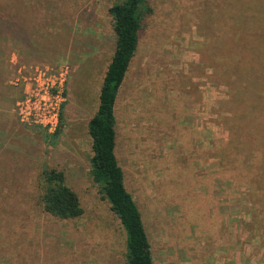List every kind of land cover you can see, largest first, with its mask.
<instances>
[{
	"label": "rangeland",
	"instance_id": "374dc122",
	"mask_svg": "<svg viewBox=\"0 0 264 264\" xmlns=\"http://www.w3.org/2000/svg\"><path fill=\"white\" fill-rule=\"evenodd\" d=\"M116 1L0 0V22L15 31L0 40V264H125L124 229L90 175L87 127L115 49ZM147 2L115 103V151L153 263L264 264L262 205L243 161L226 158L229 91L209 49L219 32L264 37V0ZM44 74L63 80L57 137L16 111ZM46 167L64 171L80 217L43 211Z\"/></svg>",
	"mask_w": 264,
	"mask_h": 264
},
{
	"label": "trees",
	"instance_id": "16d2710c",
	"mask_svg": "<svg viewBox=\"0 0 264 264\" xmlns=\"http://www.w3.org/2000/svg\"><path fill=\"white\" fill-rule=\"evenodd\" d=\"M23 3L25 4L24 1ZM5 9L10 16L11 7ZM108 11L116 41L100 87L97 110L87 122L92 139L90 175L98 186L102 199L107 200L110 210L124 229L125 264H154L142 214L125 187L123 169L116 156L114 114L119 88L137 49L143 17L151 13V7L147 0H119L112 3ZM25 15L28 17L22 12V16ZM10 18L17 25L13 22H18L17 15L12 14ZM260 24L259 29L264 32V17ZM8 25L9 21L5 25L4 21L0 22V40L15 34ZM260 36L254 34L238 38L235 34L227 36L219 32L215 34V39L211 35L209 49L211 64L221 66L222 77L229 91L232 114L224 119L225 127L230 133V138L226 140L225 155L229 161L235 156L240 162L243 161L247 183L252 188L249 195L251 198L259 197L262 209L258 213L263 214L264 222V37ZM217 42L218 48L223 49L219 55H215ZM61 130L62 120L53 137H57ZM40 186L39 203L44 212L60 219H74L82 215L79 196L66 183L63 170L44 168Z\"/></svg>",
	"mask_w": 264,
	"mask_h": 264
},
{
	"label": "built area",
	"instance_id": "2783aa9c",
	"mask_svg": "<svg viewBox=\"0 0 264 264\" xmlns=\"http://www.w3.org/2000/svg\"><path fill=\"white\" fill-rule=\"evenodd\" d=\"M63 77V75H60ZM58 78L54 81H57ZM52 77L42 76L41 88L35 93L26 95L22 101L16 104L18 116L23 121L34 122L41 125L48 132L53 133L58 128L59 123V103L62 100L63 80L54 84ZM56 87L57 92L52 95L51 91Z\"/></svg>",
	"mask_w": 264,
	"mask_h": 264
},
{
	"label": "crops",
	"instance_id": "0c3cea01",
	"mask_svg": "<svg viewBox=\"0 0 264 264\" xmlns=\"http://www.w3.org/2000/svg\"><path fill=\"white\" fill-rule=\"evenodd\" d=\"M122 85V84H121ZM120 89V88H119ZM119 92V91H118ZM117 96H118V94H117ZM117 100V99H116ZM114 114H115V107H114ZM115 119H116V114H115ZM117 121V120H116ZM115 126H116V124H115Z\"/></svg>",
	"mask_w": 264,
	"mask_h": 264
}]
</instances>
